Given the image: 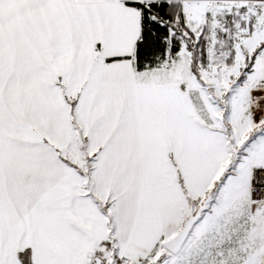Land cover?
Returning a JSON list of instances; mask_svg holds the SVG:
<instances>
[{
  "label": "snow or ice",
  "instance_id": "obj_1",
  "mask_svg": "<svg viewBox=\"0 0 264 264\" xmlns=\"http://www.w3.org/2000/svg\"><path fill=\"white\" fill-rule=\"evenodd\" d=\"M0 264H264V0H0Z\"/></svg>",
  "mask_w": 264,
  "mask_h": 264
}]
</instances>
